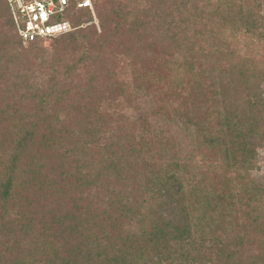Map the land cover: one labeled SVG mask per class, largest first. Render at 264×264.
Instances as JSON below:
<instances>
[{
    "label": "trees",
    "instance_id": "1",
    "mask_svg": "<svg viewBox=\"0 0 264 264\" xmlns=\"http://www.w3.org/2000/svg\"><path fill=\"white\" fill-rule=\"evenodd\" d=\"M79 1L0 0V264H264V0Z\"/></svg>",
    "mask_w": 264,
    "mask_h": 264
},
{
    "label": "built area",
    "instance_id": "2",
    "mask_svg": "<svg viewBox=\"0 0 264 264\" xmlns=\"http://www.w3.org/2000/svg\"><path fill=\"white\" fill-rule=\"evenodd\" d=\"M69 0H7L16 31L26 44L36 38H50L73 30L70 21H51L52 16L64 11ZM79 7H89L91 0H81ZM94 14V12H93ZM94 22L98 20L94 16Z\"/></svg>",
    "mask_w": 264,
    "mask_h": 264
},
{
    "label": "rangeland",
    "instance_id": "3",
    "mask_svg": "<svg viewBox=\"0 0 264 264\" xmlns=\"http://www.w3.org/2000/svg\"><path fill=\"white\" fill-rule=\"evenodd\" d=\"M50 40H43V44L46 46H49ZM158 123H160V120H157ZM180 124L176 122L175 124H171V126L165 130V134L168 136H173L175 142L178 144V153L180 158L183 159H189L190 156H195V158L199 161V163L202 162V156L199 154L195 149V144L192 142V137L190 133H184V131L180 130ZM207 163V162H206ZM205 163V165H206ZM258 164L259 168L258 171L255 172L260 176H264V148L259 149V155H258ZM203 165L202 167H205Z\"/></svg>",
    "mask_w": 264,
    "mask_h": 264
}]
</instances>
